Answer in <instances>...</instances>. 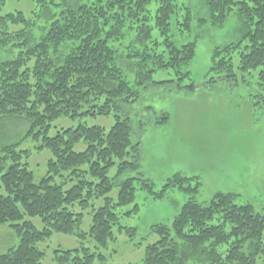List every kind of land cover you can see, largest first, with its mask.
<instances>
[{
	"label": "trees",
	"instance_id": "1",
	"mask_svg": "<svg viewBox=\"0 0 264 264\" xmlns=\"http://www.w3.org/2000/svg\"><path fill=\"white\" fill-rule=\"evenodd\" d=\"M32 1L40 9L36 18L21 10L0 14V50L15 51L0 61V125L27 120L26 136L42 139L37 149H48L52 158L47 174L36 181L29 162L22 161L29 150L18 151L19 142L0 146V187L6 191L0 195V226L8 225L20 238L16 247L0 254V264H43L45 252L38 243L54 233L84 239V214L74 207L86 209L100 198L104 203L93 207L89 231L98 251L81 243L79 248L55 250V261L105 264L107 257L99 249L115 239V225L130 238L136 236L137 228L121 225L116 209L133 203L139 189L155 200L174 189L188 196L171 225L152 226L159 238L147 245L142 264H264V214L252 204H238L233 193L217 192L201 202L200 179L180 172L157 190L151 179L141 176L142 142L133 143L129 116L115 115L109 131L81 123L49 135L51 123L61 117L112 115L122 110L121 104L138 101L150 86L177 82L179 90H195L185 68L195 59L198 43L179 41L173 34L174 26L183 34L192 31V8L180 0ZM6 2L0 0V11ZM203 2L207 12L200 24L222 26L232 13L239 21V37L214 48L205 86L224 78L237 82L240 76L243 81L247 75L254 77L264 66V0ZM40 18L46 24L38 28ZM170 69L178 80H154L157 71ZM128 70L134 73L133 85ZM260 78L264 80V70ZM185 79L191 82L182 84ZM169 118L163 113L154 124L165 125ZM81 141L86 149L76 151ZM115 166L117 173L111 177ZM128 173L135 175L116 182ZM116 185L114 201L108 195ZM28 217H39L43 228Z\"/></svg>",
	"mask_w": 264,
	"mask_h": 264
},
{
	"label": "rangeland",
	"instance_id": "2",
	"mask_svg": "<svg viewBox=\"0 0 264 264\" xmlns=\"http://www.w3.org/2000/svg\"><path fill=\"white\" fill-rule=\"evenodd\" d=\"M6 5L0 14L24 11L27 16L36 18L39 5L32 0H6ZM189 5L194 14L193 29L184 34L173 27V34L179 41L195 39L198 52L195 59L185 69L191 72V79L197 87L193 91L179 90L177 82L150 86L140 94V99L134 103L121 104L122 110L109 116L80 115L75 118L61 117L51 123L49 135H55L64 128H76L81 123L88 126H101L109 131L116 122L115 115L122 118L129 116L132 120V141H141L142 169L141 176L151 179L156 189H160L168 178L175 173L188 177H198L202 188L198 200L209 202L217 192L233 193L238 204H252L255 210L264 214V80L260 78L259 67L253 76H246V81H228L220 79L213 86H205L208 71L211 66L212 53L215 47L233 42L239 37L238 17L232 13L222 26L200 24L199 18L206 17V7L203 0H180ZM155 12V6H152ZM183 12H180L182 15ZM182 19V18H181ZM45 19L38 20L39 26L45 25ZM180 29L186 27L181 25ZM39 36L40 30L36 31ZM157 36L158 32L155 30ZM128 51L126 46H121ZM15 54L13 50H0V61ZM236 71L238 58H235ZM128 79L134 84L133 71L128 70ZM155 81L178 80L173 70H159L154 74ZM190 83L189 79L180 81ZM169 114L165 125H155L157 116ZM22 121H4L0 125V146L5 143L19 142L18 151L29 150L30 155L23 154L22 161L29 162V168L34 172L35 180L39 181L47 174L48 161L52 153L48 149L38 150L42 139L27 135L30 124ZM139 120H143L140 124ZM142 126V127H141ZM86 149V143L81 141L75 145L76 151ZM117 166L110 171L113 177ZM134 173L124 175L120 180ZM139 175V174H138ZM72 182L69 183V186ZM119 187L114 186L109 193L117 200ZM6 194L0 187V195ZM188 199L182 191L174 189L161 200L151 198L145 190L136 191L133 203L117 207L120 223L123 226L137 228L134 238L119 230V225L113 228L115 239L108 247L99 249L106 257L105 264H142L147 245L158 240V235L152 232V226L157 223L171 225L181 206ZM104 203V198L95 199L86 209L76 205L74 210L84 214L81 232L86 233L84 239L75 235L54 233L50 238L38 243L45 252L43 264H57L55 250L79 248L81 243L97 250L95 240L89 231L92 224L93 207L98 208ZM138 205L139 210L134 211ZM133 210L130 215L125 212ZM34 224L43 228L39 217L31 218ZM20 242L17 234L8 227L0 226V254L16 247Z\"/></svg>",
	"mask_w": 264,
	"mask_h": 264
}]
</instances>
